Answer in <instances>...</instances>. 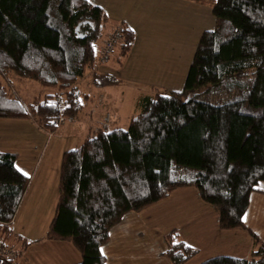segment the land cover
Here are the masks:
<instances>
[{"label": "trees", "instance_id": "obj_1", "mask_svg": "<svg viewBox=\"0 0 264 264\" xmlns=\"http://www.w3.org/2000/svg\"><path fill=\"white\" fill-rule=\"evenodd\" d=\"M192 1L210 6L216 25L202 33L183 89L140 96L128 126L110 128L108 115L62 155L44 237L75 247L80 259L70 264H106L101 249L124 216L183 186H195L218 208L222 229H249L244 216L264 181V0ZM109 22L93 0H0V117L32 118L52 135L80 117L88 96L79 82L98 65L97 44ZM116 24L122 65L135 32ZM15 80L41 89L25 100ZM17 159L0 149V243L21 246L10 258L0 249V264H23L31 243L12 229L30 181ZM249 231L248 256L200 264H264V240ZM164 239L171 264L198 253L177 229Z\"/></svg>", "mask_w": 264, "mask_h": 264}, {"label": "crops", "instance_id": "obj_2", "mask_svg": "<svg viewBox=\"0 0 264 264\" xmlns=\"http://www.w3.org/2000/svg\"><path fill=\"white\" fill-rule=\"evenodd\" d=\"M93 1L102 6L110 18L108 33L115 30L113 27L117 22H124L134 30L133 46L122 65L113 54V57L98 63L96 70L79 82L80 89L88 96L83 113L89 117L96 116L95 121L82 120L80 116L70 123L66 121L56 133L48 135L33 119L0 118V124L16 130L9 132L7 126L2 129L0 125V149L16 152L19 169L30 177L13 223L17 222L22 209L30 210L28 219L46 215L50 220L51 210L57 204L64 151L106 123L108 115L111 120L119 122L126 114L122 124L130 122V114L137 110L135 105L140 96L153 93L157 88L182 90L202 33L216 25L212 8L192 0ZM108 38L101 44H105ZM15 83L25 100L36 94L30 93L32 89H41L31 81L15 80ZM27 83L29 86L25 88ZM91 90L95 93L97 105L105 109L101 125L97 124L94 111L98 107L94 98H90ZM259 185H264V181ZM259 185L251 195L244 222L264 240V187ZM34 210H38L37 214ZM34 218L30 220L33 223H27L31 227L15 231L32 241L21 258L25 259L23 264H45L49 261L70 264L80 259L79 252L69 242L45 239L46 232L36 227ZM172 229H177L186 243L198 250L184 264H200L217 255L246 257L253 243L249 229H222L218 208L203 200L195 186H183L139 212L131 211L124 216L112 229L110 241L103 247L106 264H171L162 253L167 248L164 235ZM39 231L42 233L37 236ZM40 239L41 242L37 241ZM42 242L50 251H33ZM30 249L33 252L29 253Z\"/></svg>", "mask_w": 264, "mask_h": 264}, {"label": "rangeland", "instance_id": "obj_3", "mask_svg": "<svg viewBox=\"0 0 264 264\" xmlns=\"http://www.w3.org/2000/svg\"><path fill=\"white\" fill-rule=\"evenodd\" d=\"M116 25L117 24H115V27H113V28H115V30L113 29V31L111 32V33H108V31H110V29L108 30V28H107V26L104 28V30H103V34H102V36H101V38H100V40H99V42H98V44H97V55H98V60H97V62L98 63H102V62H104V60L107 58V57H113L114 55L113 54H115V57L117 56L118 57V54H119V51H120V48H119V46H120V44H119V42L118 43H116V44H114V46L111 48V50H110V52H108V51H106L105 50V47H106V43L105 44H101L102 42H105L106 40H107V38L108 37H111L112 36V34H114L115 32H116ZM117 32H119L118 31V29H117ZM109 39V38H108ZM120 39V38H119ZM116 57V58H117ZM97 67V66H96ZM94 70H96V69H94ZM94 70H92V71H94ZM103 84H107V83H103ZM25 86V88L27 87V86H29V84L27 83V85H24ZM14 87L15 88H19V86L18 85H14ZM18 90V89H17ZM161 90H164V89H161ZM19 91V90H18ZM32 92H35V93H37L34 89H32L31 90V92L30 93H32ZM94 92L91 90L90 92H89V95H90V98L91 97H93L94 98V100H95V104H96V106L98 107L97 109H96V111H94V113H95V115H97V119H98V125H101L102 124V113L104 114L105 113V109L104 108H101L99 105H97V99L95 98V96H94ZM135 106H137V105H135ZM137 108V107H136ZM85 110V109H84ZM129 112V111H128ZM137 113H138V110H136L133 114H130V118L131 117H133V116H135V115H137ZM124 115H126V114H124ZM124 115H122L121 116V114H120V116H121V118L119 119V122H117V120H114V119H112L111 120V122H109V127L110 128H114V127H118V126H128V124H129V122H127L126 124H122L123 123V121H124V119H123V116ZM131 115H133V116H131ZM0 118H2V117H0ZM81 118H82V120H92V121H95L96 120V116H94V117H89V116H87L86 114H84V113H82L81 114ZM130 118H128V119H130ZM30 119H32V118H30ZM68 121V123H70L71 121H70V119L69 120H67ZM83 122V121H82ZM84 123V122H83ZM0 125H2V124H0ZM6 126H7V124H3L2 125V129L3 128H6ZM8 128H6V130L7 131H9V132H13V131H16L15 130V128L14 127H12V126H7ZM95 129V128H94ZM94 131V130H93ZM91 133H93V132H91ZM1 134V136H0V139H1V137H2V133H0ZM47 134L48 135H52V133L50 132V131H47ZM47 135V137H49ZM5 138V135L3 134V139ZM49 138H52V137H49ZM57 138V137H56ZM71 138H73V137H71ZM75 139V138H74ZM65 145H67V144H65ZM56 203H57V201H56ZM57 205V204H56ZM55 209H56V207H55ZM55 209H52L51 210V219L49 220V218H47L46 217V215L44 216V215H41L39 218H37V216L34 218V220L36 221L35 223H37V225H36V227L37 228H42V231L45 233V235L47 234V232H48V228L47 227H49V224H50V222H51V220H52V218H53V216H54V213H55ZM35 211V214H37V212H38V210H34ZM45 212H48V210H45ZM29 213H30V210H21L20 211V213H19V215H18V217H17V222H15V223H13V225H12V229L14 230V231H16V232H19L18 230H24V229H27V228H29V227H31V226H29V224H27L28 222H32V221H30V220H32V219H28V217H29ZM33 223V222H32ZM23 227H25V228H23ZM44 229V230H43ZM47 230V231H46ZM173 230V229H172ZM170 232V231H169ZM41 231H39V232H37V236L40 234L41 235ZM167 234V233H166ZM165 234V235H166ZM44 235V234H43ZM42 235V236H43ZM164 235V236H165ZM25 239V238H24ZM28 242H32L31 240H28V239H26ZM165 240V239H164ZM52 241H54V240H52ZM39 242H41V241H39ZM54 242H57V241H54ZM1 244V243H0ZM71 244V243H70ZM2 246L5 248V249H8V248H10L13 252L9 255V254H6L5 252H3V254H5V256L6 257H15L16 255H17V253H18V251L21 249V246H20V244L19 243H17L16 241H10L8 244H2ZM29 246V245H28ZM73 246V245H72ZM74 247V246H73ZM75 248V247H74ZM26 250H27V248H26ZM25 250V251H26ZM32 249H30V251H29V253H31V252H33V251H36V252H38V253H45V252H47V251H50V249H48L47 247H46V245H45V243H41L38 247H36V248H34V250L33 251H31ZM48 253V252H47ZM24 254H25V252H24ZM23 257V256H22ZM33 257V256H32ZM35 258V257H34ZM20 260H22V262L25 260V259H21L20 258ZM35 259H33V261H34ZM47 261H49V259L47 260ZM46 262V261H45ZM50 262H52V264H54L53 263V261H49V262H46L45 264H51Z\"/></svg>", "mask_w": 264, "mask_h": 264}, {"label": "built area", "instance_id": "obj_4", "mask_svg": "<svg viewBox=\"0 0 264 264\" xmlns=\"http://www.w3.org/2000/svg\"><path fill=\"white\" fill-rule=\"evenodd\" d=\"M119 32H117V30H116V32L108 39V41L106 42V47H105V50L106 51H110L111 50V48L114 46V44H116L117 43V41L119 40ZM107 120L109 119V117L107 116V118H106ZM55 124H57V122H55ZM0 249H2V251H4L6 254H11L13 251L10 249V248H8V249H5L3 246H2V244H0Z\"/></svg>", "mask_w": 264, "mask_h": 264}, {"label": "snow or ice", "instance_id": "obj_5", "mask_svg": "<svg viewBox=\"0 0 264 264\" xmlns=\"http://www.w3.org/2000/svg\"><path fill=\"white\" fill-rule=\"evenodd\" d=\"M17 167L19 168V165H17ZM20 171H24L23 169H20ZM25 175H28V173H24ZM259 187H264V185H259ZM101 251L103 252V249H101Z\"/></svg>", "mask_w": 264, "mask_h": 264}]
</instances>
